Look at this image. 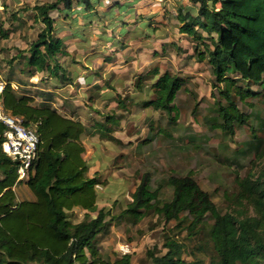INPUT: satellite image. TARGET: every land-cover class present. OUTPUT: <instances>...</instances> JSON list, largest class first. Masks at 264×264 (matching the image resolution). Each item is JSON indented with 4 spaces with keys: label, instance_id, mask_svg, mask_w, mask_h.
<instances>
[{
    "label": "trees",
    "instance_id": "1",
    "mask_svg": "<svg viewBox=\"0 0 264 264\" xmlns=\"http://www.w3.org/2000/svg\"><path fill=\"white\" fill-rule=\"evenodd\" d=\"M102 2L106 4L105 0L35 3L31 7L32 17L41 25L36 38L27 49H17L8 61L20 58V72L28 76L43 72L73 82L71 71L59 62V57L68 53L63 38L55 32L51 11L61 6L59 10L71 22H74L71 14L83 12L94 23L103 15L98 13ZM107 3L108 10L116 2ZM175 16L179 21L178 31L193 41L197 59L205 60L210 66L213 88L223 99L214 101L216 116L210 127L233 133L235 124L249 121V114L238 102L252 108L254 104L247 98L254 97L264 104V0H189V4L177 6ZM150 25L151 21L142 31V38L154 32V26ZM140 74L136 86L141 88L144 80L149 81L151 95L141 100V105L162 110L174 119V99L182 89L184 77L168 70L160 72L157 66ZM12 80L6 79L3 86V106L20 115L24 125L35 130L37 158L22 181L34 199L19 200L13 189L20 183L17 162L2 149L4 126L0 122V264H133L130 254L104 258L97 246V234L114 217L107 220L109 210L96 204L95 186L103 180L98 175L86 174L89 165L83 157L82 141L85 124L60 114L49 102L53 97L51 92L16 89ZM104 84L110 87L108 81ZM40 95L41 100L35 101L34 96ZM119 120V115H105L96 125L100 135L119 140L112 135ZM262 123L264 132V114ZM254 130L249 142L254 141L259 153L264 155V145L261 146V138ZM164 185L172 187V197L158 205V193ZM237 186L234 196L239 205L237 212L221 213L192 173L170 175L158 181L153 189L149 173H143L121 211L122 217L137 223L152 211L165 221L174 219L175 228L180 231L196 234L210 216L213 222L207 236L214 254L208 263L184 259L181 256L184 244L174 236H166L161 244L165 251L159 254L154 245L138 264H264V175L255 178L247 175L238 179ZM244 201L252 206L254 215L244 212ZM77 206L84 211L81 219L74 220L73 209Z\"/></svg>",
    "mask_w": 264,
    "mask_h": 264
},
{
    "label": "rangeland",
    "instance_id": "2",
    "mask_svg": "<svg viewBox=\"0 0 264 264\" xmlns=\"http://www.w3.org/2000/svg\"><path fill=\"white\" fill-rule=\"evenodd\" d=\"M3 1L0 0V3ZM105 1L107 5L108 1L109 5L114 2ZM164 1L163 6L167 12L171 7H175V0ZM186 1L180 0V3ZM134 3V0H119L106 12H101V8L99 12L108 21L116 19L110 30H114L113 40L118 42L116 45L104 46L105 54L101 49L99 57L94 58V65H98L102 58L108 60L107 69L111 74L108 80L117 92L113 99L99 100L90 106L97 109L98 115H103L102 118L108 114L119 115L121 132L117 133L120 135L119 140L108 139L97 135L95 126L90 124L85 127L86 132L82 140L85 147L83 157L90 166L86 174L98 175L103 180L95 186L98 195L96 204L109 210L107 220L110 216L114 217L110 224L97 234V246L104 258L113 259L117 255L118 243L126 241L133 248L130 253L132 263L138 264L140 260L146 259V250L154 245L159 254L164 252L165 248L161 244L165 237L174 236L184 244L181 252L184 259H199L208 263L214 254L207 236L209 226L213 222L210 216L205 218V223L198 233L188 234L186 230L175 228L174 219L165 221L152 211L137 223L128 222L122 217L121 211L130 200V193L143 173H149L153 189L161 179L190 172L200 188L209 193L221 213L237 212L239 205L234 201V196L238 190V179L247 175L252 178L264 175V155L259 153L260 150L255 147L254 141L249 142L253 138L254 128V133L261 138V146L264 145V132L261 127L264 104L254 97L247 98V101L254 104L252 108L244 107L238 102L241 109L249 114V121L243 125L235 124L233 133L210 127L216 116L214 101L223 100L213 88L214 77L210 66L205 60L197 59L191 38L178 36L176 26L165 24L168 27L166 28L161 21L155 19V15L151 14L150 20L156 28L154 34L149 39L141 38L146 24L141 21L143 17L137 16L131 20L136 16ZM106 4L102 2L101 5L105 8ZM149 4L151 3H147ZM136 7L138 12H142L140 4ZM158 7L159 4L155 2L154 10ZM81 14L84 15L83 12ZM166 19L169 23H174L171 18ZM95 22L98 23L97 20ZM117 26L120 27L118 30ZM39 27L40 23L33 20L31 13L19 17L11 10H0V33H6V36L0 34L1 80L5 82L6 79L18 75L22 69L20 58L13 62L8 60L16 55L17 49H21L16 46L21 40L26 42L27 49L28 44L36 38ZM104 27L110 28L109 23L103 25L100 22L98 28ZM76 33L70 32L69 35ZM169 41H174L175 44L178 42L180 50L166 46ZM154 66H157L160 72L168 70L184 77L182 89L174 99V119L162 110H142L139 104L151 95L149 81L144 80L139 88L136 86L137 77ZM97 70L103 71L101 68ZM27 76H19L21 85L24 83L23 77ZM36 79L37 82L40 81V78ZM21 87L19 89L26 91V88ZM74 99L75 103L81 106L88 105L80 95ZM69 103L67 110L74 105L73 102ZM118 103L123 106H118ZM86 109L81 107L83 118L87 117ZM102 118L100 120H103ZM121 139H124V142ZM24 184L22 181L16 184L15 193L19 200L26 196L23 191ZM171 197L172 187L164 185L158 193L156 204L161 205ZM244 203V212L254 215L252 206L245 201ZM75 210L74 220L81 219L83 211Z\"/></svg>",
    "mask_w": 264,
    "mask_h": 264
},
{
    "label": "crops",
    "instance_id": "3",
    "mask_svg": "<svg viewBox=\"0 0 264 264\" xmlns=\"http://www.w3.org/2000/svg\"><path fill=\"white\" fill-rule=\"evenodd\" d=\"M50 1H53V0H4L3 3H0V10H11L12 12H16L17 16L25 17L26 14L33 13L31 7L35 3L50 2ZM117 1L119 0H114V2H117ZM134 1H135L134 6H135V11H136L135 12L136 16L131 20H134L137 16L138 18L143 17L141 21H143L144 24H146L145 27H143L144 29L147 27V23L152 18L151 14L155 15V19L157 21H161L163 25L168 24L169 26H176L177 28L179 21L177 20L175 16L176 8L179 5L189 4V0H187L185 3H180V0H175L173 3V5L175 4V7L174 8L171 7L169 9L170 11L167 12L165 7L163 6V4L165 3L164 0H154V1L134 0ZM155 2L159 4L158 9L156 10H154L153 8V4ZM147 3H151V4L147 5ZM138 4H140L141 6L140 11L142 12H138L139 10H137V7H136V5ZM59 9L52 10L51 15L55 19L54 21L55 32L58 36L63 38L64 44L66 46V51L68 53L67 55H61L59 57V62L61 63L62 66H64L65 68L71 71L73 82L71 83L65 82V80L62 81L61 79H57V77H51L46 74H42L43 72H38L33 76L23 77L25 79H23L24 83L23 85H21L19 76H24V73L19 71L18 75L14 77L13 80L11 81V84L16 89L18 87L23 86L24 88H26V91H30V92H32V90L34 91L35 89H38L39 91H43L45 93L51 92L53 97H52V100H50L49 102L52 104V106H54L58 110L60 114L66 115V116H72V117H75L81 120L85 124V127H87L90 124L92 126L94 125L97 130L96 131L97 135L98 134L100 135V130H98L96 125L98 122L103 121L104 118L101 117L103 116L101 115V113H99L98 115V110L97 109L95 110L90 105L93 103L99 102V100L105 101L111 98L113 99L117 91H114L115 89L114 86H112V84L108 80V77L111 76L109 69H107V64H109L108 60H106L105 58H102V59L99 58L101 61L98 65L95 66L94 58L99 57L98 55L101 49L103 53L105 52L104 46L108 47L109 44L116 45L115 43L118 42L117 40L116 41L113 40V42L112 41L110 42L108 40L109 36L113 34L112 32H114V30L112 31L110 29L112 28L111 25L114 23V20L116 19L114 18L112 21H108L105 18H103V15H102L100 16L101 18L98 21V23L97 22L90 23V20L85 18L82 14L73 13L71 14V17L74 18V22H71L70 18H66L63 15L62 10L60 11ZM101 9H102L101 12L107 11L106 7L105 8L102 7ZM167 17L171 18L172 22L174 23L173 24L169 23V20L166 19ZM120 21L123 22V21H129V20H119V22ZM100 22H102L103 25H106L109 23L110 28L108 29L106 27H104L103 29L98 28V25L100 24ZM150 26H154L152 21H151ZM165 27L168 28L166 25ZM119 28L120 27L117 26L116 30H118ZM125 30L127 32V24L125 26ZM75 31L77 32L76 34L69 35L70 32H75ZM154 32L151 34V36H149L148 38H144V39L151 38ZM177 32H178V36L185 35L186 37H188L185 33L179 32L178 29H177ZM140 37L142 38L141 35ZM25 43H26L25 41L21 40L20 43L16 44V46L23 49V48H26L27 44ZM101 43H104V45H101ZM95 44L96 46H94ZM174 44H175L174 41H169V43H167L166 46L169 45L175 48L179 47L178 42H176L175 45ZM163 47L164 46H161V48ZM179 53H181V51H179ZM101 65H103V67H101ZM97 68H101L103 71L100 72L97 70ZM41 76H43L44 79L37 82L38 79L36 78H41ZM105 81H108L110 87L104 84ZM95 85L99 86L100 88L95 89ZM76 87H78V89H75ZM78 95H80L88 105L81 106L80 104L75 103L76 99L74 98L75 97L78 98ZM34 98H35V101H40L41 95L34 96ZM69 102H73L74 105L70 110L69 109L67 110V106L70 105ZM139 104L141 105V101L139 102ZM81 107L87 108L86 110L88 114L86 118H83V116L81 115V112H80ZM141 107H142L141 108L142 110L150 109V108H144L142 105ZM101 118L103 120H100ZM119 119L121 120L120 117ZM118 132H121L119 124H118L117 129L112 132V135L115 138H120V135L117 134ZM83 137H82V140H83ZM121 140L124 142V139H121ZM13 188L16 192V185H14ZM23 191L26 193V196L23 199H29V200L34 199V195L29 190L26 184H24ZM75 209H80V208L77 206V207H74L73 210ZM80 210L84 211L83 209H80Z\"/></svg>",
    "mask_w": 264,
    "mask_h": 264
},
{
    "label": "built area",
    "instance_id": "4",
    "mask_svg": "<svg viewBox=\"0 0 264 264\" xmlns=\"http://www.w3.org/2000/svg\"><path fill=\"white\" fill-rule=\"evenodd\" d=\"M5 82L0 79V122L4 126L2 149L17 162V181L21 182L29 175V169L37 158V134L31 127L25 126L20 115L14 114L3 106L2 90ZM16 185V184H15ZM133 248L128 242L117 245L118 255L130 254Z\"/></svg>",
    "mask_w": 264,
    "mask_h": 264
}]
</instances>
